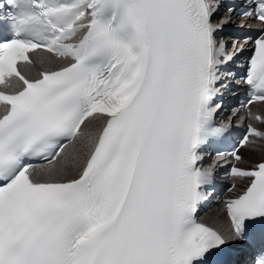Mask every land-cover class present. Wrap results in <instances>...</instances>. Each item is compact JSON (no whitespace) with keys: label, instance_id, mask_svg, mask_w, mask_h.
<instances>
[{"label":"snow or ice","instance_id":"1","mask_svg":"<svg viewBox=\"0 0 264 264\" xmlns=\"http://www.w3.org/2000/svg\"><path fill=\"white\" fill-rule=\"evenodd\" d=\"M244 2L242 19L264 25V0ZM223 3L0 0V264H226L212 257L238 242L264 264V162L232 165L246 186L227 231L197 218L207 149L232 128L216 118L222 69L249 42L239 82L264 102V27L229 53ZM37 63L56 66L22 73ZM250 137L264 131L248 123L239 147Z\"/></svg>","mask_w":264,"mask_h":264},{"label":"bare ground","instance_id":"2","mask_svg":"<svg viewBox=\"0 0 264 264\" xmlns=\"http://www.w3.org/2000/svg\"><path fill=\"white\" fill-rule=\"evenodd\" d=\"M216 21H218V20H216ZM227 26H230V24H227ZM236 46H238V44H236ZM243 50H246V47H245V46L243 47ZM240 52H241V51H237L235 55L238 56V55L240 54ZM35 55H36V54H35ZM35 55L33 56V58H35ZM53 67H54V64H51V65H50V64L40 65L39 63H37V64L35 65V67H33L30 71L25 70V69H23V70H24V72L27 73L28 75L35 76L39 71H42V70L45 69V68H53ZM258 108H260V110H261L262 112H259L258 110H256V109H258ZM253 110L259 112L260 114H262V117H264V103H262V104H260V105H255ZM239 117H244V113H243V112H240V113H239ZM259 128H260L262 131H264V125L260 124V125H259ZM255 140H256V142H257L258 140H259V141H264V140L256 139V138H255ZM255 144H256V143H255ZM255 144L246 145L244 149L242 148V149L240 150V151H243L244 153L246 152L245 154L243 153V155H244V161L246 162L247 165L255 164L256 162L260 161L261 158H262L263 155H264V148H262L261 145H259V146H257V147L254 148ZM249 150H250V151H249ZM246 164H245V166H247ZM214 211H215V210H214ZM214 211H213V212H214ZM213 212H212V213H213ZM212 213H211V214H212ZM211 214L205 216L204 219L209 218V216H210ZM213 226H214V225H213Z\"/></svg>","mask_w":264,"mask_h":264},{"label":"rangeland","instance_id":"3","mask_svg":"<svg viewBox=\"0 0 264 264\" xmlns=\"http://www.w3.org/2000/svg\"><path fill=\"white\" fill-rule=\"evenodd\" d=\"M225 15V13L222 11L221 13H220V18L221 17H223ZM217 18H219V17H217ZM232 20H235L233 17H232ZM228 43H230V44H228V46H227V48L229 49L228 50V52L229 53H231V50H233L232 48H233V46H234V41H228ZM233 52V51H232ZM56 65L54 64V67H55ZM256 110H258L259 112H262L261 110H260V108H258V109H256ZM259 145H261L262 146V148H264V141H257L256 142V144H255V146H254V148L255 147H257V146H259ZM250 151V150H249ZM244 153V152H243ZM246 153V152H245ZM244 153V154H245ZM204 221H206L207 223H210V224H213L215 227H217V228H220L221 230H224V231H226L227 230V225H226V219H225V215H224V212H223V209L221 208V207H218V209L217 210H215L210 216H209V218H207V219H203Z\"/></svg>","mask_w":264,"mask_h":264}]
</instances>
